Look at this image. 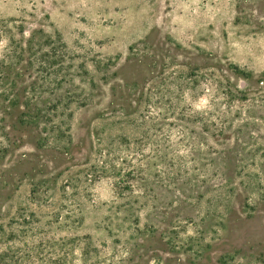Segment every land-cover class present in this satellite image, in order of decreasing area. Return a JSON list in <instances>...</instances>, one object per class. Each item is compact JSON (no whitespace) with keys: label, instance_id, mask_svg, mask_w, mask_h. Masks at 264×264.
I'll list each match as a JSON object with an SVG mask.
<instances>
[{"label":"rangeland","instance_id":"rangeland-1","mask_svg":"<svg viewBox=\"0 0 264 264\" xmlns=\"http://www.w3.org/2000/svg\"><path fill=\"white\" fill-rule=\"evenodd\" d=\"M0 19V66L29 30L66 51L58 85L0 70V264H264V0H0Z\"/></svg>","mask_w":264,"mask_h":264},{"label":"trees","instance_id":"trees-1","mask_svg":"<svg viewBox=\"0 0 264 264\" xmlns=\"http://www.w3.org/2000/svg\"><path fill=\"white\" fill-rule=\"evenodd\" d=\"M10 32V28L5 20L0 19V36L6 35ZM24 30L21 29L20 33L23 35ZM65 45L59 34L54 37L51 35H46L42 33L41 30L34 31L29 30L27 36H22L20 39L8 36V43L2 52V65L0 70L5 67H12L14 65H23L25 62V67L34 66L37 64V68L45 71V74L53 76L52 82L54 84H59L64 80V74L61 72L63 70V60L65 58ZM48 85H39V88H47ZM45 86V87H43ZM34 87V86H33ZM37 90L34 88L33 92ZM5 98L7 97L10 104H15L17 102L16 93L10 91V89H3L0 93ZM12 94V97H9ZM216 129H219L215 127ZM222 127H220V130ZM0 137H6V133L2 126H0ZM6 146L0 141V156L5 152ZM116 164H112V168L116 169Z\"/></svg>","mask_w":264,"mask_h":264}]
</instances>
